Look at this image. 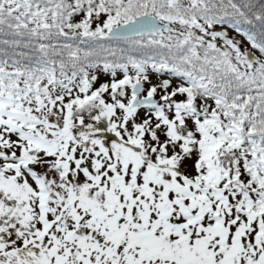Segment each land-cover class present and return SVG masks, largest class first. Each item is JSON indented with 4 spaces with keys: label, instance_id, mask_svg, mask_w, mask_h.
Instances as JSON below:
<instances>
[{
    "label": "snow or ice",
    "instance_id": "6c2138e0",
    "mask_svg": "<svg viewBox=\"0 0 264 264\" xmlns=\"http://www.w3.org/2000/svg\"><path fill=\"white\" fill-rule=\"evenodd\" d=\"M0 264H264V0H0Z\"/></svg>",
    "mask_w": 264,
    "mask_h": 264
}]
</instances>
